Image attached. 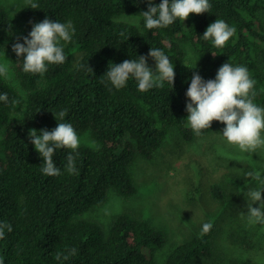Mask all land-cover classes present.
<instances>
[{"label":"trees","instance_id":"16d2710c","mask_svg":"<svg viewBox=\"0 0 264 264\" xmlns=\"http://www.w3.org/2000/svg\"><path fill=\"white\" fill-rule=\"evenodd\" d=\"M34 2L38 9L27 8L18 30L0 4V51H10L21 86L20 90L0 77V95L8 96L7 102L0 101V222L13 229L0 240L4 264H195L210 263L218 254L226 258L218 241L219 227L212 220L228 197L229 190L220 180L210 179L198 188V206L209 217L163 259L159 255L168 246V236L148 219L124 211L105 228L84 216L104 205L111 191L125 198L135 196V160L154 159L173 133L193 143L223 124L213 121L199 137L188 124L186 93L195 74L207 81L215 79L225 63L245 66L256 81L255 102L264 107V0H209V12L151 30L140 16L149 9V0ZM161 2L154 0V5ZM124 16H139V22L126 21ZM46 18L73 23L75 34L64 44L67 59L49 65L43 76L25 73L23 57L16 55L13 45L24 43L33 25ZM217 19L236 29L221 48L202 37ZM186 43L197 52L195 60L190 59ZM152 47L161 49L175 67L173 85L165 81L163 87L141 92L134 78L116 89L103 77L111 63L140 56L155 69L156 62L148 55ZM61 111L65 112L61 122L89 132L99 150L82 144L77 173L69 174L66 158L71 150L58 149L53 159L61 175L50 177L42 172L44 160L29 132L59 123L55 114ZM207 222L213 227L202 236ZM72 248L75 255L56 260L58 253L67 254Z\"/></svg>","mask_w":264,"mask_h":264},{"label":"clouds","instance_id":"9594fccd","mask_svg":"<svg viewBox=\"0 0 264 264\" xmlns=\"http://www.w3.org/2000/svg\"><path fill=\"white\" fill-rule=\"evenodd\" d=\"M28 7L38 9L34 0H25ZM209 0H162L154 5V0H149V9L140 14L148 29L165 28L172 25L177 19L186 21L190 14H203L209 12ZM235 27L230 26L225 20L217 19L207 27L203 34L204 40H211L215 47L226 45L235 34ZM75 28L71 21L61 23L46 18L35 23L29 37H24V43L17 42L13 51L18 57H23V71L25 73L43 76L48 71L49 65L63 64L67 57L64 54V44L71 42ZM26 45V46H25ZM156 62L155 69L149 67L147 57L125 60L120 64H113L103 77L116 88L126 86L130 78H134L138 90L146 92L154 87H163L165 81L172 85L175 80V67L169 57L158 48H151L149 54ZM190 55V53H189ZM7 60L0 62V77L11 80V66ZM256 81L245 66H233L225 63L219 68L215 79L205 81L198 73L191 79L187 90L190 102L186 106L189 115L186 117L188 124L197 137L202 135V130L211 128L213 121L226 125L222 136L230 145L237 146L241 153L249 156L264 154V107L255 102L254 90ZM13 86L18 88V84ZM22 96L23 92L20 93ZM7 94L0 95V101L7 102ZM59 121L58 126L52 130L31 129L29 137L35 150L43 158L42 172L46 176L61 175L60 169L54 162V155L58 149H69L66 171L76 174V157L78 149L86 140L82 138L71 123L61 122L65 112L55 114ZM90 147L99 150V145L94 141ZM75 154V155H74ZM221 154H225L221 152ZM255 187L247 185L246 221L248 226L264 225V169L253 166L252 170L245 173ZM259 202V208L253 204ZM120 211L118 198L112 197L104 206L105 215L116 214ZM242 218L245 214L241 213ZM211 222L202 225L201 235L208 234L212 229ZM10 223L0 222V240L5 238V231L11 232ZM76 254V249L67 250V254L58 253L56 260H68L69 256ZM0 264L4 260L0 258Z\"/></svg>","mask_w":264,"mask_h":264},{"label":"rangeland","instance_id":"374dc122","mask_svg":"<svg viewBox=\"0 0 264 264\" xmlns=\"http://www.w3.org/2000/svg\"><path fill=\"white\" fill-rule=\"evenodd\" d=\"M0 4L6 7L18 30L28 8L25 0H0ZM139 18L124 16V19L131 23H138ZM184 46L188 54L190 53L191 60L198 58L191 44L186 43ZM82 56V52L78 53L77 59ZM7 60H10L8 62L11 66L10 81L18 84V89L21 90L10 51H0V62ZM57 126V122H52L45 130L52 131ZM225 127V124H221L214 133L200 137L193 143H186L179 134L173 133L154 159L138 157L135 160L132 166L138 186V193L135 196L125 198L115 191L110 192L108 201L112 197L118 198L120 205L118 213L105 215L103 209L107 201L104 205L92 209L84 217L102 223L105 228H108L114 218L124 211L148 219L168 236V246L159 255V258L163 259L172 249L189 238L202 220L209 217L198 206V188L208 183L210 179L220 180L229 190L228 197L220 206V210L211 215L219 227L218 241L226 258L218 254L210 263L198 261L195 264H264V225H247L248 209L245 195L247 191L245 185L255 187V183L250 181L245 173L252 170L253 166L264 169V154L249 156L241 153L237 146L230 145L222 136ZM77 133L86 140L82 144L89 145L90 142H95L89 132ZM221 152L225 154L222 155ZM253 206L259 208V202ZM241 213L245 214V218H242ZM245 234L252 241L244 237Z\"/></svg>","mask_w":264,"mask_h":264}]
</instances>
